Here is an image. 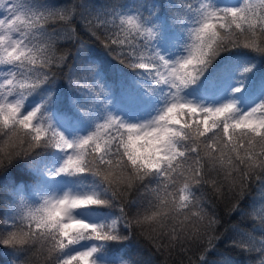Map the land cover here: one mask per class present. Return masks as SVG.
<instances>
[{
    "label": "snow or ice",
    "instance_id": "obj_1",
    "mask_svg": "<svg viewBox=\"0 0 264 264\" xmlns=\"http://www.w3.org/2000/svg\"><path fill=\"white\" fill-rule=\"evenodd\" d=\"M157 253L264 264V0H0V264Z\"/></svg>",
    "mask_w": 264,
    "mask_h": 264
},
{
    "label": "trees",
    "instance_id": "obj_2",
    "mask_svg": "<svg viewBox=\"0 0 264 264\" xmlns=\"http://www.w3.org/2000/svg\"><path fill=\"white\" fill-rule=\"evenodd\" d=\"M224 206L223 204H220L219 210L221 213V225L219 226V231L223 232L225 229L229 228L232 224H235L237 221L234 220L231 216L225 215L224 214ZM145 252H147V248L144 249ZM155 264H163L165 259L168 260V264H179V257L178 256H171V257H166L164 255H160L157 253L153 257ZM34 264H43V258L40 256L33 257ZM242 264H248V260L245 257L244 260L242 261Z\"/></svg>",
    "mask_w": 264,
    "mask_h": 264
}]
</instances>
